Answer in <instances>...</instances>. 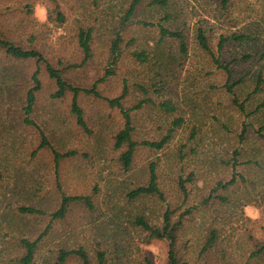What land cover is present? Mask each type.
<instances>
[{"label": "rangeland", "instance_id": "obj_1", "mask_svg": "<svg viewBox=\"0 0 264 264\" xmlns=\"http://www.w3.org/2000/svg\"><path fill=\"white\" fill-rule=\"evenodd\" d=\"M130 1L0 0V37L36 50L49 65L63 70L70 85L89 89L110 68V41ZM150 1L141 2L133 21L157 23L169 15L165 26L183 34L187 53L181 54L174 41L159 42L156 27L134 24L122 34L115 75L97 83V91L113 99L126 85L125 108L147 98L156 104L131 113L136 142H158L175 120L181 123L161 151L138 147L128 171L118 162L123 149L113 147L124 123L117 109L79 94L87 126L81 129L70 111L72 94L54 97L56 86L43 64L15 60L0 49V264H16L22 254L19 241H34L50 224L48 216H25L18 209L52 213L61 194L90 196L92 208L72 204L64 219L51 222L33 264H55L60 249L78 247L94 263L96 251H101L105 264H166L168 242L147 241L135 225V218L144 217L160 226L166 210L172 212L173 221L183 216L176 245L181 262L264 264V257L251 256L264 245V141L256 135L264 125V83L254 92L256 77L264 78V0H230L226 17L218 0H168L161 9L150 7ZM79 29L92 30V55L85 65L68 68L82 60ZM198 29L208 36L219 65L228 66V85L236 83L232 91L239 102H245L247 117L231 103L226 73L197 46ZM232 34L246 39L218 49L220 36ZM134 51H145L146 62L133 59ZM243 56L248 58L242 60ZM36 71L39 90L31 113L26 114V95L34 87ZM165 101L175 106L174 113L157 109ZM243 126L247 133L241 141ZM40 132L57 153L75 155L62 159L56 169L52 152L40 148ZM234 158L238 164L233 168ZM152 162L162 199L128 198L132 190L146 185ZM232 178V186L220 187ZM179 181L184 182L186 199ZM246 209L257 218L252 219ZM211 232L214 242L205 249Z\"/></svg>", "mask_w": 264, "mask_h": 264}, {"label": "trees", "instance_id": "obj_2", "mask_svg": "<svg viewBox=\"0 0 264 264\" xmlns=\"http://www.w3.org/2000/svg\"><path fill=\"white\" fill-rule=\"evenodd\" d=\"M142 1L143 0H131L127 8L123 11V14L119 17L117 22V27L113 32V38L110 41V46L108 50V54H109L108 66L110 68L106 69V73L104 77L98 80L96 83H94L89 89H81L70 85L66 80H64L62 76L63 70L61 71L55 69L54 67L49 65L43 59L42 55L36 50L24 49L0 37V49L3 50L7 56L19 61L34 60L36 63L38 64L41 63L45 66L48 77L54 81L56 86V92L54 93L55 98H62L66 95L67 92L72 94L70 111L75 117L77 126H79L81 129L86 130L87 127L83 118V112L79 107L77 100L79 94L81 93L84 95H92L94 97H97L102 101H104L109 108L117 109L119 111V113L123 118L124 123H123V128L114 137L113 147L115 150L123 149V151L120 153L118 157V162L124 171H128L131 168L133 157L138 147H144L150 150L161 151L163 148H165L168 145L171 136L174 132V128L179 127L181 123V120H175L172 123L173 127L170 130H168L166 135L158 142H148V141H143L140 143L136 142L133 140L132 137L134 128L132 126L131 113L141 109L145 105L155 106L156 104L152 102L149 98H147L140 100L136 105H134L131 108H125L123 105V101L127 96L126 85L123 86L120 95L113 99L103 98L100 95V93L97 91V87H96L97 83L104 81L107 77L115 75V68L121 57V44L123 43L122 34L134 24L140 25L142 27H156L159 33V42H162L163 40L174 41L177 43L181 54L185 55L187 53V47L185 44V39L183 34L179 31L170 30L165 26V23L167 24L170 21L169 15H165L157 23H149L145 21H139V22L133 21L137 8ZM217 4L221 15L226 17L229 14V10H230V0H218ZM149 6L159 9L166 8L168 6V0H151ZM57 19L60 22H62L63 17L60 14H58ZM91 39H92L91 29H79L77 34V40H78V47L82 54V60L78 66L73 65V66H69L68 68L81 67L90 60L92 55L91 46H90ZM245 39H246L245 36L243 35L238 36L236 34H232L230 36H220L218 41V49H221V47L229 41L242 42ZM196 43L201 51L205 52L207 55L211 57L216 67L218 69H221L224 73H226L228 79L225 88L227 93H229L232 96L231 103L233 106L237 108V110L240 113L244 114V116L247 117L248 115H246L245 107H244L245 102H239L232 91L236 83H234L232 86L228 85L231 79L228 66L227 65L223 66L221 64L219 65L218 60L214 57V53L211 50V44L209 43L208 36L205 34V32L202 29L197 30ZM129 44L131 45L132 42L130 41ZM132 57L133 59H135L137 62L140 63H145L147 60V55L145 51H139V52L134 51L132 53ZM247 58L248 57L243 56L241 59L246 60ZM37 75H38V71H36L32 77V80L34 82V87L30 89L26 95V107H25L26 114L31 113L35 103V92L39 90V81L37 79ZM240 81L241 80H239L238 82ZM263 83H264V78H262L261 75H258L256 77L254 92L258 91ZM139 88L141 94L147 95V90H145L144 87H139ZM156 107L160 112L164 114H172L176 111L175 106L169 101L161 102ZM27 123H29L30 125H34L32 122H27ZM246 133H247L246 127L243 126L242 134L240 135L241 141H243V139L245 138ZM256 135L258 139L264 141V125H262L256 130ZM40 138H41L40 148H46L52 152L56 169L58 168L59 162L62 159L75 155V152L60 154L54 151L50 146V144L47 142L46 137L41 132H40ZM237 155L238 152L235 151L234 156L237 157ZM237 164L238 163L236 162V158H234L233 168ZM234 183L235 180L234 178H232L226 184H219V185L221 188L225 189L229 186H232ZM179 187H180L179 188L180 191L182 192V194L186 199L187 192H186V188L184 187L183 181H179ZM139 197H150V198L157 197L159 199H162V193L157 185L156 165L154 162L150 163L148 166V179L146 185L139 186L128 194V198H131L132 200L137 199ZM77 203L83 204L89 209L92 208L90 196L70 197L61 194L59 207L56 211L52 213L46 214L45 212L33 207H21L18 209V211L25 216H48L51 224V222L53 221H60L64 219L69 207L72 204H77ZM50 224L34 241H28L26 239H22L19 241V247L22 251V254L19 258H17L16 264H33L34 255L37 250V247L40 241L42 240V238L47 234ZM135 225L141 228L142 232L146 234L147 241L165 240L168 242V253H167L166 264H185L181 262V260L179 259L177 254V247H176L178 240V233L183 225V216L179 217L177 221H173L172 212L166 210L165 213L163 214L162 222L160 226L149 224V222L146 221L144 217L135 218ZM214 239H215V232H211L210 237L205 244V249L209 248L213 244ZM251 256L264 257V245H261L254 253H252ZM71 260H74L75 262L74 264H105L106 262L105 253L101 251H96V260L94 263L91 260L89 253L82 247H78L77 249H73V250L60 249L57 252L55 264H70L68 262Z\"/></svg>", "mask_w": 264, "mask_h": 264}, {"label": "clouds", "instance_id": "obj_3", "mask_svg": "<svg viewBox=\"0 0 264 264\" xmlns=\"http://www.w3.org/2000/svg\"><path fill=\"white\" fill-rule=\"evenodd\" d=\"M38 15H39V18L41 20L44 19V12H43V9H39L38 10ZM246 214H248L249 216H251L252 219H256L257 218V214H253L252 211L250 209H246Z\"/></svg>", "mask_w": 264, "mask_h": 264}]
</instances>
